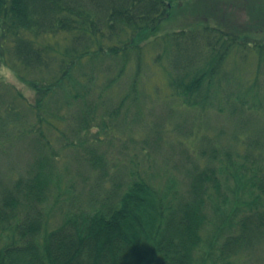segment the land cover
I'll return each instance as SVG.
<instances>
[{"label": "rangeland", "instance_id": "374dc122", "mask_svg": "<svg viewBox=\"0 0 264 264\" xmlns=\"http://www.w3.org/2000/svg\"><path fill=\"white\" fill-rule=\"evenodd\" d=\"M223 1L228 0H173L169 5V18L161 22L155 32L143 37L134 34L122 38L120 46L130 44L129 51L126 47L114 49L118 45L116 41L110 43L101 39L96 43V50L100 52L74 62L71 67H68L70 63L62 61L68 45L66 38L58 35L49 37L46 42L41 40L44 45L49 43L62 49L51 54L55 60L44 72L42 81H39L42 75L38 71L23 70L19 66L9 43H1V39L5 49L0 50V191L14 186L21 177L28 181L39 177L38 172L47 173L50 179L43 180L48 189L43 207L48 217L47 228L51 230L64 221L69 211H91L90 189L100 191L108 176L118 178L117 183L127 181L132 164L141 177L164 194L169 192L171 182L176 183L180 195L185 194L184 175L188 169L216 166L221 170L222 186L218 192L208 189L207 197L212 204L205 203L203 209L205 224L195 262L214 264L224 239L237 232L239 220L254 211L264 213V201L256 198L259 192L255 193V186L249 184V177L254 173L264 176V102L253 101L254 93H247L251 110H231L240 93L251 92L257 62L254 53L235 49L223 68L227 80L219 90L212 88L209 96H205V91L194 96L193 102L199 101L197 106L175 103L168 71L180 73L173 67V61L179 67L188 64V70L195 72L199 68V73L211 66L207 62L216 64L210 49L203 48V42H198L197 47L181 42L183 46L178 51L173 41H179L177 36L185 30L186 35L192 36L189 30L194 23H209L211 29L223 23L217 14L218 9L224 7ZM239 15L242 17L241 13ZM247 20L251 21L245 18ZM241 23H234L239 42L263 38L251 32L253 22L246 24L247 29L244 22ZM64 72L68 73V80L60 85H57L59 79L51 83L53 77ZM32 82H39L38 89L29 84ZM81 86L88 92L85 102L94 104L96 111L77 127L76 109L83 101L73 102L71 95ZM133 88L137 95L133 94L131 99H138L139 111L135 105L127 103L130 110L123 107L119 116L115 113L110 118L106 111L102 115L99 101L104 108H108L110 102L118 105ZM233 135L239 137L238 143ZM247 136L260 138L262 144L242 146L240 141ZM206 138L217 142L218 151L224 147L232 152L238 162L242 160L239 156L249 149L252 156L247 163L249 173L243 176L239 172L236 179L223 175L226 167L221 169L217 161H207L199 153L207 148L203 144ZM221 194L224 200L219 204L223 199L219 198ZM98 196L96 199L100 200L102 195ZM10 234L0 233V249L14 243ZM217 264H221L218 259ZM226 264H264V233L254 237L250 245L243 246L240 255Z\"/></svg>", "mask_w": 264, "mask_h": 264}, {"label": "trees", "instance_id": "16d2710c", "mask_svg": "<svg viewBox=\"0 0 264 264\" xmlns=\"http://www.w3.org/2000/svg\"><path fill=\"white\" fill-rule=\"evenodd\" d=\"M172 1L0 0V40L3 39L1 43H9L23 70L38 71L42 75L39 81H42L45 79L44 72L50 69V64L55 60L51 54L62 50L57 45H44L43 42L48 41L49 37L62 35L68 41L66 49H63L64 59H61L70 63H67L68 67L98 52L96 43L101 39L109 40L110 43L116 41L118 45H114V49L126 47L129 51L130 44L120 46L122 38L134 34L143 37L155 32L158 25L169 18V5ZM226 4L229 6L226 7ZM223 5L222 10L219 8L217 11L223 23L215 25L213 29L206 22L194 23L195 26L189 30L192 36L186 35L185 30L177 36L179 41H173L178 51L183 46L181 42L193 47L203 42V48L210 49L216 61L215 65L207 62L211 66L203 73L198 72L199 68L196 72L188 70V64L179 67L173 61V67L180 70V73L168 71L169 87L172 99L177 104L185 106L192 103L197 106L199 101L193 102L194 96H199L202 91H205V96H209L212 88L216 91L222 86V82L227 80L223 70L225 62L237 48L248 54L254 53L257 63L251 92L240 93L237 99L239 103L236 100L230 104L231 110H251L247 93H254L253 101L259 99L264 102V0H228L223 1ZM245 18L251 21L246 22ZM236 21H241L240 25L244 22L245 29L248 27L246 24L253 22L251 32L261 34L263 38L255 37L251 42H239L234 29ZM226 22L228 25H225ZM1 43L0 50H4ZM125 52L128 53L127 50ZM67 76L65 72L57 78L51 75L54 79L51 83L59 79L57 85H60L63 80H68ZM29 84L38 89L39 82ZM87 93L82 87L71 95L73 102H78V99L83 101L76 109L77 127L78 123L81 125L86 120L87 115L96 111L94 104L85 102ZM133 94L137 95L136 88L131 89L118 105L110 102L108 108H104L97 100L103 109L102 115L106 111L107 116L115 113L119 116L123 107L126 111L130 110L127 103L135 105L134 108L138 110V99H131ZM202 102L205 104L206 99ZM111 107L114 110L109 111ZM233 139L238 143L239 137L233 135ZM259 140L247 136L240 144L245 147L262 144ZM204 141V147L207 148L201 149L199 153L207 161H217L221 169L226 167L223 175L236 179L239 172L243 176L249 173L247 163L252 158L249 149L248 153L244 151L245 154L239 156L243 161H239V164L233 159L232 152L226 151L224 147L218 151L217 142H211L208 138ZM215 167L188 169L184 175L185 194L180 195L176 183L171 182L169 192L164 194L141 177L135 164H132L127 181L117 183L118 178L108 176L105 181L107 185L102 182L100 191L90 189L88 198L93 200L90 201L93 204L91 211H69L64 221L51 230L47 228L48 217L43 207L48 196L43 180L49 181L50 176L38 172L36 175L39 177H32L28 181L21 177L14 186L0 191V233L11 232L14 242L0 249V264H195L205 224L203 209L205 203L212 204L207 197L208 189L218 192L222 186L219 178L221 170ZM104 172L106 176L107 172ZM249 182L250 186H255V193L259 192L256 198L264 201V176L254 173L249 177ZM98 195H102L100 200L96 199ZM72 196L76 202L75 195ZM168 198L171 201H167ZM223 200L224 197L219 204ZM251 213L239 220L235 234L224 239L214 264H217V259L219 263L226 264L231 258L240 255L243 246L250 245L254 237L264 233V213Z\"/></svg>", "mask_w": 264, "mask_h": 264}]
</instances>
